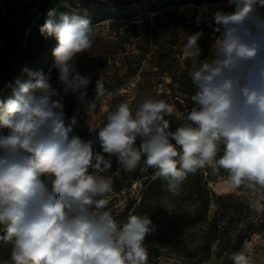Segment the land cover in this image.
<instances>
[{
  "label": "clouds",
  "instance_id": "clouds-1",
  "mask_svg": "<svg viewBox=\"0 0 264 264\" xmlns=\"http://www.w3.org/2000/svg\"><path fill=\"white\" fill-rule=\"evenodd\" d=\"M229 3L231 11L203 9L197 15L199 25L210 13L218 33L208 58H200L202 32L189 35L183 46L197 89L186 118L178 116L186 122L170 131L165 116L173 115L174 106L151 98L134 115L121 102L105 126L89 122L90 132L99 127L102 152L115 155L120 170L133 172L144 157L175 193L189 173L223 169L227 187L264 198V0ZM47 15L40 32L58 42L52 67L63 94L50 83L51 69H25L30 78L17 79L11 96L0 102V129H7L0 134V241L11 242L12 264H147L144 239L154 231L152 221L130 214L118 227L105 210L111 160L94 151L92 140L71 135L75 117L65 125L64 94L83 100L90 84L73 61L92 47L96 29L76 15L57 16L55 9ZM95 91L97 98L104 95L100 79ZM231 259L251 264V253Z\"/></svg>",
  "mask_w": 264,
  "mask_h": 264
},
{
  "label": "rangeland",
  "instance_id": "rangeland-1",
  "mask_svg": "<svg viewBox=\"0 0 264 264\" xmlns=\"http://www.w3.org/2000/svg\"><path fill=\"white\" fill-rule=\"evenodd\" d=\"M219 1L0 0V102L11 96L17 79L30 78L25 69L45 73L49 65L54 64L53 49L58 42L54 37L45 38L40 32L50 10L55 9L57 16L64 13L85 18L95 27L92 47L73 61L81 75L90 76L87 95L78 101L77 95L64 94V113L69 109L65 125L75 117L71 135H78L84 141L92 140L94 151L111 160L108 175L113 185L105 210L111 213L118 227L127 222L130 214L147 215L152 221L150 227H154V231L144 239L147 264H225L228 254L238 253L242 245L240 237H243L242 242L256 243L251 264L261 262L264 198L242 188L229 195L222 194L218 183L227 184L228 173L220 169L213 174L210 168L189 173L179 192H171L164 178L154 180L156 169L144 164V157L133 172H124L115 155L109 157L102 152L98 140L99 127L107 124L108 113L121 102H128L134 115L143 99L163 100L175 108L172 116H165L170 131L174 132L186 122L178 116L186 118L194 106L191 96L197 89L189 75L190 62L183 55V46L189 35L202 32L198 43L200 58L204 60L210 56L218 33L214 32L210 13H205L207 20L197 25V11L180 8L188 4H208L211 11L215 8L232 10L229 1L218 5ZM29 28L32 29L27 38ZM15 33L17 40L10 47V38ZM7 59L9 72H5ZM50 75V83L63 94L58 70L53 68ZM98 79L103 82L105 92L97 98ZM90 103L95 107L90 108ZM90 121L99 125L94 132L89 131ZM0 134H7V129H0ZM141 143L142 138L137 137L135 146ZM93 171L89 169L90 173ZM146 207L148 212L141 213ZM239 210L241 217L237 219L233 213ZM242 219L246 221L240 227ZM11 247V242L0 241V264H12ZM230 264H233L232 259Z\"/></svg>",
  "mask_w": 264,
  "mask_h": 264
},
{
  "label": "trees",
  "instance_id": "trees-1",
  "mask_svg": "<svg viewBox=\"0 0 264 264\" xmlns=\"http://www.w3.org/2000/svg\"><path fill=\"white\" fill-rule=\"evenodd\" d=\"M219 1V0H218ZM220 1H229V0H220ZM31 29L32 28H29L28 29V34H27V38L29 37V34L31 33ZM11 45H10V47H12L13 46V41L14 40H17V34L15 33V34H13L12 36H11ZM12 55V53L10 52L9 53V56H11ZM9 70H10V64H9V62H8V59H7V64H6V71L5 72H9ZM80 99H78V101H79ZM77 103V102H76ZM68 116H69V109L66 111V113H65V120L68 118ZM157 171V170H156ZM159 177L157 176L154 180L155 181H157V179H158ZM141 207V205H139L138 206V208H140ZM148 210H149V208L148 207H146L145 209H143V210H140V212L141 213H146V212H148ZM205 210V209H204ZM233 215H235L236 217H237V219H239L240 217H241V211L239 210V211H235V213H233ZM245 221L246 220H244V219H242L241 220V222H240V227H242V226H244L245 225ZM251 225L250 224H248V227L247 228H249ZM242 241H243V237H240V239H239V243L241 244L242 243ZM231 263V258H228L227 260H225V264H230Z\"/></svg>",
  "mask_w": 264,
  "mask_h": 264
},
{
  "label": "bare ground",
  "instance_id": "bare-ground-1",
  "mask_svg": "<svg viewBox=\"0 0 264 264\" xmlns=\"http://www.w3.org/2000/svg\"><path fill=\"white\" fill-rule=\"evenodd\" d=\"M212 5V4H211ZM208 7V4L206 5V4H203L202 6H198V5H194V4H188V5H185V6H181V10H184V9H191V10H196L197 11V15H198V13L201 11V10H203V9H208L207 8ZM211 8V7H210ZM209 10V9H208ZM212 10V9H211ZM189 13V12H188ZM206 13H208V12H206ZM153 15H156V14H153ZM192 17H193V15H192ZM210 19H211V17H210ZM53 63H51L50 65H49V67H48V69H47V71L45 72V73H49V70L51 69V72H52V70H53ZM51 72H50V74H51ZM218 188H219V190L221 191V193L222 194H226V195H229V194H232V193H234V190L233 189H231V188H229V187H227V184H225V183H218Z\"/></svg>",
  "mask_w": 264,
  "mask_h": 264
},
{
  "label": "built area",
  "instance_id": "built-area-1",
  "mask_svg": "<svg viewBox=\"0 0 264 264\" xmlns=\"http://www.w3.org/2000/svg\"><path fill=\"white\" fill-rule=\"evenodd\" d=\"M222 2L219 1L218 2V5H221ZM217 10V8H215ZM256 246V243L254 241H244L242 242V245L240 246L239 250H238V253L239 252H242V251H246V252H250L251 253V256H252V253L254 251V248ZM233 254H228V258H231ZM260 259H261V262L260 264H264V246L260 249ZM219 264H222L221 262H219Z\"/></svg>",
  "mask_w": 264,
  "mask_h": 264
}]
</instances>
